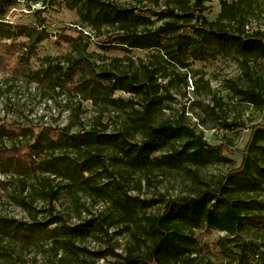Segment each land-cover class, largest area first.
Returning <instances> with one entry per match:
<instances>
[{
    "label": "trees",
    "instance_id": "16d2710c",
    "mask_svg": "<svg viewBox=\"0 0 264 264\" xmlns=\"http://www.w3.org/2000/svg\"><path fill=\"white\" fill-rule=\"evenodd\" d=\"M66 1L80 16L82 27L90 31L74 27V34H60L58 41L68 44L71 53L58 60L44 57L36 66L33 58L49 33L35 22L9 21L7 16L19 0H0V73L36 83L49 92H75L103 108L98 123L102 124L104 111L112 109L123 114L125 124L118 132H108L107 126L78 132L47 126L36 132L0 116V140L13 142L0 146V165L15 169L9 182L15 185L17 202L32 217L25 221L0 216V264H40L27 254L44 247L46 241L52 242L55 264H98L109 254L116 257L112 264H211L197 256L194 230L202 228L225 233L220 246L226 264H264V123L252 127L240 166L231 169L216 186L173 198L162 196L156 200L161 211L142 213L141 204L146 200L131 195L118 182L99 185L94 172L101 171L99 174L109 178L135 174L150 181L157 170L187 168L198 180L199 169L217 155L219 147L188 126L158 121L163 102L158 68L143 64L140 71L115 72L99 68L88 52L93 32L103 49L159 50L163 60L182 68L191 60L209 61L219 55L236 57L248 68L251 61L264 62V30L247 29L249 16L258 5L264 6V0H219L221 12L215 20L204 13L206 2L212 0H146L156 7L153 15L161 21L158 26L148 9L132 3ZM118 91L140 97L141 108L136 107L134 98L116 96ZM237 93L264 110V91L257 84ZM29 134L34 141L17 142ZM139 134L141 141H134ZM58 150H69L71 155ZM52 176L69 183L66 185L73 193L88 189L108 198L121 216L134 222V247L126 255L114 249L89 250L78 242L103 226L102 222L92 219L70 226L53 212L48 219H40L25 192L33 182L41 183L40 197L53 208L60 191L53 188ZM9 182L0 180V187L7 189ZM104 221L112 226L116 218Z\"/></svg>",
    "mask_w": 264,
    "mask_h": 264
},
{
    "label": "rangeland",
    "instance_id": "374dc122",
    "mask_svg": "<svg viewBox=\"0 0 264 264\" xmlns=\"http://www.w3.org/2000/svg\"><path fill=\"white\" fill-rule=\"evenodd\" d=\"M115 1L148 9V14L156 20L153 15L156 7L146 0ZM205 6L204 13L208 19H217L221 12L220 1L212 0L206 2ZM7 19L38 23L49 33L50 37L39 44L38 56L33 58L36 66H39L44 57L58 60L69 55L71 47L65 42H59L58 36L64 33L74 34L75 31L71 28L82 29L84 26L78 13L68 7L66 0H19L10 10ZM155 22V26L161 24V21ZM247 29L264 30V6L258 5L257 10L249 16ZM84 30V33L90 31L88 27ZM91 34L88 52L99 68L112 69L115 72L140 71L144 64L159 69L158 82L162 85L160 95L163 102L162 110L158 112V121L188 126L208 143L219 147L217 155L199 169L198 180L187 168L157 170L151 175L150 181L127 173L109 178L104 173L99 174L100 171L94 172V178L99 185L105 187L118 182L131 195L147 201L141 204L142 213H158L162 210V205L156 200L162 196L173 198L192 194L200 188L214 187L231 169L240 166L243 160L242 151L248 143L252 127L264 123V110L246 102L237 90L257 84L264 91V62L251 61L250 67L244 68L236 57L219 55L209 61L191 60L187 68H182L167 59L163 60L159 50L137 49L125 52L103 49L98 44L97 36L93 32ZM165 74L168 77H164ZM116 96L134 98L138 103L136 107L141 108L142 99L138 96L123 91H118ZM102 109L82 99L75 92H49L36 83L13 79L8 74L0 73V116L9 121H18L36 132L47 126L60 129L70 127L71 132L103 130V126H107L108 132L122 129L125 124L123 114L112 109L104 111L100 119L102 124L98 123L97 116ZM141 139L142 135L139 134L134 141ZM20 141L32 142L34 136L29 134L27 137H20L17 142ZM12 143L8 139L0 140V146ZM67 152L71 155L69 150ZM67 152L58 150L60 154ZM160 154L161 152L158 153ZM111 160L108 157V162ZM15 174L14 168L6 169L0 165V180L8 183ZM50 180L53 188L60 191V199L53 208L48 200L40 197L39 191L43 189L41 183L33 182L34 185L25 192L27 200L39 211L40 219H48L53 212L54 215L62 216L64 222L70 226L92 219L102 222L103 226L78 242L79 246L89 250L114 249L115 252L126 255L134 247V231L137 230L134 222L121 216L108 198L98 196L88 189H78L77 193H73L71 186L66 185L69 183L61 178L52 176ZM14 189L15 185L11 183L7 185V189L0 187V216L31 221V215L17 202ZM112 216L116 218V223L108 226L104 220ZM261 235L263 234L259 236ZM194 236L197 240L199 261L226 264L220 246L224 232L202 228L195 229ZM28 252V258L36 259L40 264H55L57 261L51 241H46L44 247ZM80 253L84 251L80 250ZM115 260L116 257L109 254L99 260L98 264H112Z\"/></svg>",
    "mask_w": 264,
    "mask_h": 264
}]
</instances>
